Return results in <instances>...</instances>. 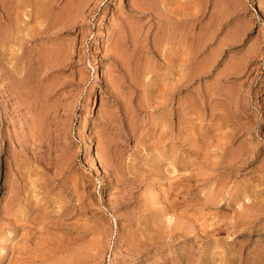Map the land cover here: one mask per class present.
I'll return each instance as SVG.
<instances>
[{"label": "rangeland", "instance_id": "obj_1", "mask_svg": "<svg viewBox=\"0 0 264 264\" xmlns=\"http://www.w3.org/2000/svg\"><path fill=\"white\" fill-rule=\"evenodd\" d=\"M0 264H264V0H0Z\"/></svg>", "mask_w": 264, "mask_h": 264}, {"label": "bare ground", "instance_id": "obj_2", "mask_svg": "<svg viewBox=\"0 0 264 264\" xmlns=\"http://www.w3.org/2000/svg\"><path fill=\"white\" fill-rule=\"evenodd\" d=\"M4 39V38H3ZM8 39V38H7ZM6 40V39H5ZM9 40V39H8Z\"/></svg>", "mask_w": 264, "mask_h": 264}]
</instances>
